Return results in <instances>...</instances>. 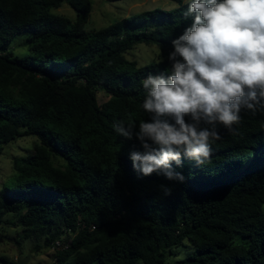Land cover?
I'll return each instance as SVG.
<instances>
[{
    "label": "trees",
    "instance_id": "16d2710c",
    "mask_svg": "<svg viewBox=\"0 0 264 264\" xmlns=\"http://www.w3.org/2000/svg\"><path fill=\"white\" fill-rule=\"evenodd\" d=\"M178 2L94 30L91 0H0V155L36 138L0 188V224L20 225L34 252L67 245L51 264H164L186 240L194 253L180 264H264V111L242 110L236 133L218 124L210 162H172L183 182L130 159L151 119L142 81L170 70L171 41L191 23ZM64 5L74 19L56 13ZM18 35L27 59L9 50ZM141 44L158 48L144 66L126 57ZM121 120L137 123L132 139L115 132Z\"/></svg>",
    "mask_w": 264,
    "mask_h": 264
},
{
    "label": "clouds",
    "instance_id": "9594fccd",
    "mask_svg": "<svg viewBox=\"0 0 264 264\" xmlns=\"http://www.w3.org/2000/svg\"><path fill=\"white\" fill-rule=\"evenodd\" d=\"M184 16L191 23L171 41L170 70L142 81V109L151 119L139 121L135 132L144 151L130 153L144 176L180 182L172 162L180 165L182 156L210 162L221 140L218 124L236 133L242 110L264 111V0H188ZM136 126L113 125L129 140Z\"/></svg>",
    "mask_w": 264,
    "mask_h": 264
},
{
    "label": "rangeland",
    "instance_id": "374dc122",
    "mask_svg": "<svg viewBox=\"0 0 264 264\" xmlns=\"http://www.w3.org/2000/svg\"><path fill=\"white\" fill-rule=\"evenodd\" d=\"M182 1L188 2V0ZM91 2L92 14L86 27L94 30L105 28L113 22L132 17L144 11L159 8L170 10L179 5L178 0H91ZM56 13L71 19L75 18V12L69 5H64ZM9 50L20 59H27L32 55L23 35L15 36L12 39ZM157 54V46L141 44L129 51L126 57L128 60L137 63L138 66H144L155 60ZM107 100L108 97L100 92V104ZM35 139L33 136L19 139L17 142L7 146L0 155V188L12 175V160L15 157L25 155L27 150H31ZM21 231L22 227L18 224H0V241H2L0 243V258H8L14 264L20 261H24L27 264H51L56 250L42 249L39 252H34L32 249L38 244V241L35 239H22L20 237ZM176 253V256L168 258L164 264H180V261L193 255L194 247L186 240L184 245L176 250ZM0 264L2 263L0 262Z\"/></svg>",
    "mask_w": 264,
    "mask_h": 264
},
{
    "label": "built area",
    "instance_id": "2783aa9c",
    "mask_svg": "<svg viewBox=\"0 0 264 264\" xmlns=\"http://www.w3.org/2000/svg\"><path fill=\"white\" fill-rule=\"evenodd\" d=\"M68 248V246L67 245H64L62 242H60V241H58L57 243H56V246H55V250H57V249H67Z\"/></svg>",
    "mask_w": 264,
    "mask_h": 264
},
{
    "label": "water",
    "instance_id": "95a60500",
    "mask_svg": "<svg viewBox=\"0 0 264 264\" xmlns=\"http://www.w3.org/2000/svg\"><path fill=\"white\" fill-rule=\"evenodd\" d=\"M2 241H0V243H1Z\"/></svg>",
    "mask_w": 264,
    "mask_h": 264
}]
</instances>
